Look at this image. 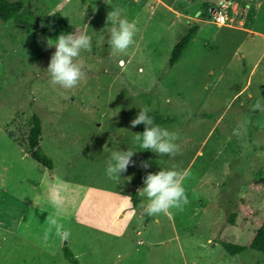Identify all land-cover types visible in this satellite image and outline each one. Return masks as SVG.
Listing matches in <instances>:
<instances>
[{"label":"rangeland","instance_id":"374dc122","mask_svg":"<svg viewBox=\"0 0 264 264\" xmlns=\"http://www.w3.org/2000/svg\"><path fill=\"white\" fill-rule=\"evenodd\" d=\"M7 1L17 7L0 20V264H70L64 240L80 264H264V252L232 255L223 247L248 245L264 219V112L252 110L264 102V0ZM114 9L137 25L123 55L107 43ZM219 11L225 21L214 19ZM55 13L72 33L92 36L91 51L79 57L84 76L70 90L46 71ZM191 22L200 23L197 35L169 66ZM145 106L156 124L179 132L174 158L134 141L144 125L131 121ZM32 114L41 119L51 171L22 146ZM129 148L135 165L108 178L112 152ZM172 168L187 173L189 203L145 215L143 178ZM54 185L65 201L59 211L48 199Z\"/></svg>","mask_w":264,"mask_h":264},{"label":"clouds","instance_id":"9594fccd","mask_svg":"<svg viewBox=\"0 0 264 264\" xmlns=\"http://www.w3.org/2000/svg\"><path fill=\"white\" fill-rule=\"evenodd\" d=\"M110 22L109 37L107 43L110 46L112 55L126 54L128 49L134 44V37L137 32L135 22L127 19L119 9H114L107 14L106 24ZM92 36L87 33H64L55 40L48 38L47 47L55 48L50 63L46 69L51 83L63 89H73L77 87L84 76L83 64L79 61L82 50L91 51ZM253 111L264 112V102L257 101L252 106ZM151 109L140 108L136 118L131 121V126L143 124L142 133H133V139L144 151H151L159 156L174 158L180 153V134L177 131L163 128L155 123V118L150 115ZM234 135H239V129L234 130ZM106 147V145H105ZM136 151L130 148L127 151L117 150L112 152L111 160L106 167V175L112 180H118L121 175L127 172L129 165H135L132 157ZM142 168L150 167L148 161H142ZM187 173L172 169H161L158 173L148 172L143 178V187L137 189L138 196L143 198V212L147 216L160 214L167 215L171 210H183L189 203L188 195L183 181ZM62 189L59 186H51L48 191L50 203L59 211L64 205V197L61 195ZM47 222L56 228L57 234H61L62 225H59L51 216L47 217ZM52 228L45 232L48 237ZM65 238L67 233H64Z\"/></svg>","mask_w":264,"mask_h":264},{"label":"trees","instance_id":"16d2710c","mask_svg":"<svg viewBox=\"0 0 264 264\" xmlns=\"http://www.w3.org/2000/svg\"><path fill=\"white\" fill-rule=\"evenodd\" d=\"M237 1V0H232ZM17 5L14 3H10L7 0H0V20L2 22L8 21L11 16L16 11ZM211 8V5L204 3V8L201 11L200 18L207 19L208 13ZM50 28L52 32L58 37L60 34L64 33L67 35L71 33L73 27L67 23L58 13H55L52 17L48 19ZM200 28V23L191 22L186 31L180 36V38L175 42L172 47L170 56H169V66H173L180 57L183 52L189 47L192 40L197 35V32ZM40 135H41V119L37 114H32L30 117V125L25 134V139L22 146L25 148L26 152L37 161L43 168L48 171L53 169V161L52 159L46 155L40 145ZM133 204L137 206L140 203V199L132 198ZM234 214L228 217V221L233 223ZM223 247L225 250L234 255L244 251L247 248H251L257 251L264 252V219L259 226V228L255 231L251 242L248 245H241L231 242H223ZM62 252L64 257L70 264H80L78 259L75 257L73 251L69 248L68 245L62 246Z\"/></svg>","mask_w":264,"mask_h":264},{"label":"built area","instance_id":"2783aa9c","mask_svg":"<svg viewBox=\"0 0 264 264\" xmlns=\"http://www.w3.org/2000/svg\"><path fill=\"white\" fill-rule=\"evenodd\" d=\"M226 15L223 13V11L216 12L214 14V19L216 21H225Z\"/></svg>","mask_w":264,"mask_h":264},{"label":"water","instance_id":"95a60500","mask_svg":"<svg viewBox=\"0 0 264 264\" xmlns=\"http://www.w3.org/2000/svg\"><path fill=\"white\" fill-rule=\"evenodd\" d=\"M63 245H67V241L66 240L63 241Z\"/></svg>","mask_w":264,"mask_h":264}]
</instances>
